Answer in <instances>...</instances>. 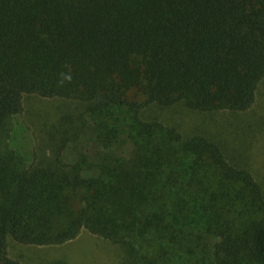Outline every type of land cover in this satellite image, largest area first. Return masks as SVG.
Masks as SVG:
<instances>
[{
  "label": "trees",
  "instance_id": "obj_1",
  "mask_svg": "<svg viewBox=\"0 0 264 264\" xmlns=\"http://www.w3.org/2000/svg\"><path fill=\"white\" fill-rule=\"evenodd\" d=\"M263 75L264 0H0V264H24L9 235L59 245L84 229L121 245L122 264H264L254 175L209 136L140 117L152 103L247 110ZM27 93L127 106L132 158L28 164L8 143ZM180 200L197 207L192 229Z\"/></svg>",
  "mask_w": 264,
  "mask_h": 264
},
{
  "label": "rangeland",
  "instance_id": "obj_2",
  "mask_svg": "<svg viewBox=\"0 0 264 264\" xmlns=\"http://www.w3.org/2000/svg\"><path fill=\"white\" fill-rule=\"evenodd\" d=\"M86 107L80 100L25 94L22 111L12 117L9 146L28 164L63 167L85 159L98 171L101 165L113 167L129 161L138 140L134 112L127 106H113L93 114ZM140 117L174 127L184 138L209 136L220 144L232 164L254 175L264 192V75L247 110L202 112L185 104L166 107L152 103L142 109ZM179 203L191 208L183 218L192 229L197 207L186 200ZM204 242L213 246L215 240L208 236ZM7 249L10 257L24 264H122L126 258L121 245L87 229L59 245L23 244L9 235ZM179 254L177 263L186 264Z\"/></svg>",
  "mask_w": 264,
  "mask_h": 264
}]
</instances>
